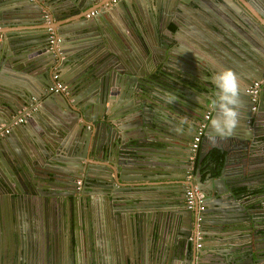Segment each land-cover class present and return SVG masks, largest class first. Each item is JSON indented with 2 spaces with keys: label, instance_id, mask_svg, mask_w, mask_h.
<instances>
[{
  "label": "water",
  "instance_id": "1",
  "mask_svg": "<svg viewBox=\"0 0 264 264\" xmlns=\"http://www.w3.org/2000/svg\"><path fill=\"white\" fill-rule=\"evenodd\" d=\"M40 1L0 2V124H9L37 106L18 125L24 132L18 136L17 144L10 135L18 126L0 137V146L5 147L12 158L17 175L30 169L29 161H33L35 175L31 180L37 186L48 187L47 197H51L48 194L56 182L65 185L74 173L84 176L87 185L94 180L103 181L104 198L119 204L113 211L110 227L113 233L115 222L121 227L124 224L136 243L139 236H144V228L148 232L154 231L155 225L156 229H161L169 218L172 226H177L172 243L182 252L185 264H264V247H255L251 241L230 246L221 252V257L203 260L201 245L197 246L202 242L197 239L202 228L194 223L198 218V222L204 224L202 214L213 211L212 205L221 206L219 212L244 213L246 206L238 202L236 196L248 190L250 185L246 181L250 178L260 180L257 184L264 183V0H117L115 3L74 0L73 9L64 17L77 16V19L50 26L45 23L47 13L43 12ZM173 5H177L178 11L193 8L212 14L204 19H214L208 25L228 35L223 42L229 51L206 34L200 33L192 39L224 56L228 64L209 60L192 48L180 49L169 35L171 30L164 29L163 24V31H156L157 36H163L154 40L148 26L139 25L148 14L153 21L161 22L165 10ZM125 6L131 8L130 15L134 19L130 21L136 24L137 32L131 28L130 33L116 25L115 19H107L114 14L115 10L110 12L111 7ZM91 12L94 14L90 15ZM54 17L53 24L65 20ZM48 27L58 38L53 42ZM225 69L239 77L241 115L232 136L216 137L213 142L209 138L210 121L217 115L213 77ZM8 72L23 73L27 77L22 81L1 80V75ZM54 73L58 74L57 80L52 78ZM56 81L62 83L63 90L50 89L55 87ZM254 81L261 82L255 110L246 92ZM208 113L209 118L205 120ZM185 119L188 123L181 124ZM201 122L206 123V129L200 143L196 174L190 184H195L203 193L204 210H199L198 205L188 209L184 198L171 200L155 195L150 199L153 209L145 218L139 207L146 203L130 201L128 195L120 193L129 191L131 185L142 191H161L158 183L168 179L161 176L166 172L164 166L169 159L166 153L174 149L184 154L187 150L189 155L188 142L193 140ZM31 125L36 127L29 130ZM179 127L183 128L182 133L176 131ZM209 149H216L222 155L216 176L202 164ZM248 172L258 175L248 178ZM2 174L0 192L7 188L19 192L10 181L8 184L6 178L11 177ZM171 179L165 184L173 187V195L177 194L176 187L184 190V174L179 179ZM120 196L123 198L119 199ZM224 200H232L228 205L236 207L224 209ZM27 202L29 209H34L35 194ZM6 212L0 211V218L7 235L9 225L14 224L18 215L15 211L11 215ZM226 216L214 221L217 230L226 224ZM251 217L249 215V219ZM90 225L85 239L91 257L89 264H102L96 253L95 227L91 229ZM231 227L235 232L244 230V220H234ZM121 246L122 243L117 244L118 248ZM10 247L11 252L14 249ZM15 251L16 257H20V252L34 253L27 245H20ZM69 253L70 264H82L79 260L81 241L77 236L72 240ZM12 260L8 264H12ZM45 264H57L56 259Z\"/></svg>",
  "mask_w": 264,
  "mask_h": 264
},
{
  "label": "crops",
  "instance_id": "2",
  "mask_svg": "<svg viewBox=\"0 0 264 264\" xmlns=\"http://www.w3.org/2000/svg\"><path fill=\"white\" fill-rule=\"evenodd\" d=\"M1 1L2 0H0V2ZM8 1L11 2V0ZM40 3H41V8H43V12L47 13L46 16L48 17V19H51L52 25L62 23L67 19H77V16L64 17L65 13L68 14V12L73 9L74 0H42L40 1ZM99 3L100 2H98V4ZM130 9L131 8H128L126 6L117 7L116 9H113V7H111L110 12L112 10L115 11L114 14H110V16H107V19H111V18L115 19L116 25L122 26L123 29L131 33V28H134L136 24H134L132 20L130 21V19H134L133 16L130 15L131 13ZM212 11L216 13L215 9ZM204 12L205 11L203 9H198V11H196L193 8H186L185 10L178 11L177 5L176 6L173 5L172 7H169L167 8V10H165L162 18L163 20L161 22L157 23L156 21H153L150 15L148 14L145 21L139 23V25L148 26L150 36L152 40H154L157 37L160 39V36L161 37L163 36V35L157 36L156 34L157 32L161 33L163 31L162 29V24H163L164 29L168 27L171 30L169 35L171 36V39H173L174 42H176V44L179 46L180 49L192 48L194 50H197V52L200 55H203L207 59L214 60L215 62L216 60H219L220 63L223 62L226 65L227 60L226 58H223L224 56L222 57L219 54L213 53L211 50L205 49L201 45L196 44V42H194V40L192 39L193 36L195 37L200 33L206 34L211 38L216 39L219 42L220 46L226 52L229 51V49L226 47V45L223 42V39H226L228 35L220 31L219 29L215 30L214 28H212V26L208 25L210 22H214V19H204L205 17H209V18L212 17V14L210 12L208 11L205 13ZM53 14L57 15L59 19H65V20H61V21L57 20L55 24H53V21H55V17ZM6 29L11 30V28L9 27H7ZM133 30L134 32H137L135 28ZM214 61L212 62L216 64ZM66 71L69 72V70ZM8 73L9 74L6 73L2 74L1 80L3 81L7 80L5 82H8V80L11 79L22 81L27 77V75L23 73H17V72L14 73L8 72ZM35 127L36 126L31 125L28 127V129L29 130L34 129ZM23 132L24 129H22L21 126H18L16 127V131L13 132V135H10L13 136L12 138L15 144H17V142L19 141L18 136L21 137ZM188 144H190V142H188ZM213 150L216 149H211V150L209 149L208 153H210ZM168 152L166 154L169 156V159H167V162L165 163L164 166L166 172L161 175L167 177L168 179H164L165 182L158 183L162 186L161 191L160 190L157 191L153 189L142 191L141 188L132 187L131 185L129 186V188L131 187L129 191H124L120 193V195L122 196L123 194L128 195L127 197L130 201H137L138 203L141 204L145 202L146 204L141 206V208L139 207V211L144 214L145 218H147L148 211L153 209V207L151 206L152 200H150L153 196L157 195L158 198H162L166 196L168 198H171V200L178 199L181 201L184 198L183 190L181 189V187L180 188L176 187L177 194L173 195L172 194L173 187H171V185H166L165 183L166 181H171L172 180L171 177H173L175 180V178L179 179L180 177L183 176L184 174L183 172L187 167V158H188L187 150L184 151L185 152L184 154H182L179 150H174V149ZM33 156L36 159L38 158L36 156V153H34ZM29 162H30V169H27L25 170L26 172L17 175V170L13 166L12 158L7 154L6 148L0 146V171L1 173H3L2 175L6 174L9 175V177H11L10 179L6 178L8 184L10 181V183H12V185H14L16 189L19 188L18 189L19 192H16L14 190L12 191L9 188H7L5 192H0V211L6 210L7 211L6 213L11 215L13 211H17L19 203L21 202L24 203L25 201L24 199L26 200L31 199L34 194L36 195L37 189L39 187L40 188L42 187L35 185L34 180H31L32 178H34L33 176L35 175V173L33 172L35 170V167L33 161L30 160ZM137 175L142 176V174H137ZM246 175L249 178V177L257 176L258 173L248 172ZM204 179L205 177L203 175V180ZM182 180L184 183H186L184 179ZM258 181L260 182V180L258 179L250 178L248 181H246V183L250 185L248 187V190L244 191L243 194L236 196L238 202H243V204L246 206L244 213L242 212L239 213L237 210L219 212V210L222 209V207L221 206L214 207L212 205L210 209H214L213 211L202 214L204 219V224H200L198 222L200 219L198 220V218L196 220L197 223L196 221L194 222L196 227L201 226L202 228V232L198 233L197 236V239H200V241L202 242L197 243V246L201 245L200 248L202 250L203 260L211 259L213 257L216 258L221 257L222 256L221 252L225 249H228L230 246L239 245L241 243H248L250 241L251 244H253V246L255 247H261V246L264 247V183L257 184ZM47 188H48L47 186H43V189L45 191H47ZM158 192H162L161 195H158L157 194ZM122 196H120L119 199H122L123 198ZM141 197L146 198V200L142 199ZM230 201L232 202V200H229L228 202ZM228 202L224 200V204H223L224 209H234L236 207V206L235 207L232 206V204L228 205ZM116 205L119 206L118 203H116ZM103 215H104L102 218L103 224H101V226L95 227V234H94L96 240L95 246L97 248L96 253L99 256V258L102 259L101 261L102 264H181V263L185 264L184 262L186 261L183 260L184 256L182 252L178 251L179 249L176 247V245L172 243L173 241H175L174 238H176L175 235H176L177 226H172V223L169 222V218L166 219L165 224L162 223L163 226L161 229H156V225H155L154 231L148 232V230L144 228V231H142L144 236L142 237L139 236L136 240V243H133L131 239V235L130 233H128V231H126V227L124 224L123 227H121L120 224H117V222H115L116 225H113L115 228L114 230L115 236L113 237L114 233L110 229L112 223L111 222L112 216H113L112 212L105 211ZM223 215H227L226 221L229 222V224L226 222V224H223L220 227V229L217 230L214 221L219 220L218 218ZM249 215L252 216L251 219H249ZM239 219L244 220V230H239L237 232L232 231V227H231L232 222L234 220H239ZM1 220L2 219L0 218V240H1L0 264H8L10 260L18 258L16 257V251H15L17 250L16 248L17 246L15 244L11 246L12 244L8 243L7 235L5 231V224L4 222H1ZM105 220H107L108 223ZM115 226L120 227L122 231H119V228H116ZM256 233L258 234V236H255ZM250 235H252L251 238ZM84 236L85 238L87 237L86 232ZM118 243L120 244L122 243L121 248L117 247ZM84 245H86V241L82 240L81 242L82 264H89L90 263L89 259L91 258L90 252H88L87 250V245L86 247ZM8 246H11L10 248L14 250L10 252L8 250ZM59 260H60L59 258L56 259L57 262Z\"/></svg>",
  "mask_w": 264,
  "mask_h": 264
},
{
  "label": "flooded vegetation",
  "instance_id": "3",
  "mask_svg": "<svg viewBox=\"0 0 264 264\" xmlns=\"http://www.w3.org/2000/svg\"><path fill=\"white\" fill-rule=\"evenodd\" d=\"M10 133L11 130L8 134ZM66 183L64 185L56 182L54 186L52 185L51 192L48 194L51 197L46 196L48 192L43 189V186L39 187L35 195L34 209H29L26 199L23 200L24 203H19L15 211L18 216L16 221H13L14 224L11 223L8 227L10 231L7 232V240L9 244H12L11 246L15 244L17 248L20 245L31 246L34 253L31 251L22 254L21 252V257L15 258L12 264H38V261L41 262L40 264H45L52 259L54 262L57 258L60 259L59 262L56 261L57 264H69L72 259L69 253L72 240L77 236L81 242L85 241L84 234L88 225L91 224V229L101 226L103 213L108 211L113 215V211L119 208L102 195L103 181L94 180L91 185H87L84 176H77L74 173L68 181L66 180ZM181 189L183 190L182 187ZM52 242L56 244L57 249ZM45 255L49 257V260ZM79 260L82 263L81 253Z\"/></svg>",
  "mask_w": 264,
  "mask_h": 264
},
{
  "label": "built area",
  "instance_id": "4",
  "mask_svg": "<svg viewBox=\"0 0 264 264\" xmlns=\"http://www.w3.org/2000/svg\"><path fill=\"white\" fill-rule=\"evenodd\" d=\"M117 0H111V3H115ZM94 12H91L90 15H93ZM47 25L51 24V19H48L46 16L45 20ZM48 30L50 32V38L51 42L55 41L57 36H55L54 31L51 27H48ZM58 39V38H57ZM54 80L58 79V74L54 73L52 76ZM50 89H53L54 91L63 90L62 83L56 81L55 87H52ZM261 90V82L260 81H254L251 85L247 86L246 92L250 95L251 100L254 102V105L252 106V109H256L255 103L258 100V96ZM37 109V106L32 107L29 111H25L22 116H18L14 118L9 124H0V137H3L7 135L11 128L13 126L19 125L20 123H23L25 121L26 115H31L33 111ZM205 120L209 118V113L205 114L204 116ZM206 129V123L201 122L198 128L196 129L195 135L193 140L190 142V153L187 158V167L184 171V180L186 181V186L184 188L183 196L186 203V207L188 209H193L195 206L198 205L199 210H204V195L203 193L198 189V187L193 184L191 185V181H193L195 177V171L198 163V153L200 148V143L202 141V137L204 135Z\"/></svg>",
  "mask_w": 264,
  "mask_h": 264
},
{
  "label": "clouds",
  "instance_id": "5",
  "mask_svg": "<svg viewBox=\"0 0 264 264\" xmlns=\"http://www.w3.org/2000/svg\"><path fill=\"white\" fill-rule=\"evenodd\" d=\"M215 85L216 99L214 100L217 115L210 121L209 138L215 141L216 137L228 138L233 135L240 119L239 106L241 103V84L235 72L229 69L218 72L213 77ZM187 119L181 124H187ZM178 133L183 132V128L176 129Z\"/></svg>",
  "mask_w": 264,
  "mask_h": 264
},
{
  "label": "trees",
  "instance_id": "6",
  "mask_svg": "<svg viewBox=\"0 0 264 264\" xmlns=\"http://www.w3.org/2000/svg\"><path fill=\"white\" fill-rule=\"evenodd\" d=\"M222 155L219 151L213 150L210 153L207 154V156L204 158L202 164L205 166V169H212V173L214 175H217L219 173V168L221 166L220 158ZM216 165V168L213 167V165Z\"/></svg>",
  "mask_w": 264,
  "mask_h": 264
}]
</instances>
